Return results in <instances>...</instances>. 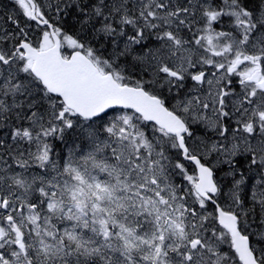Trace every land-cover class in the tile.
<instances>
[{
  "label": "snow or ice",
  "instance_id": "obj_1",
  "mask_svg": "<svg viewBox=\"0 0 264 264\" xmlns=\"http://www.w3.org/2000/svg\"><path fill=\"white\" fill-rule=\"evenodd\" d=\"M13 2L0 264H264V0Z\"/></svg>",
  "mask_w": 264,
  "mask_h": 264
},
{
  "label": "rangeland",
  "instance_id": "obj_2",
  "mask_svg": "<svg viewBox=\"0 0 264 264\" xmlns=\"http://www.w3.org/2000/svg\"><path fill=\"white\" fill-rule=\"evenodd\" d=\"M46 2H47V0H46ZM2 9H3V8H2ZM14 11H15V6L13 7L12 10H9V11L5 12L6 14L0 12V22H2V23L4 24V26H6V27H8V28H12V25H11L10 22H8V23L5 24V20H6V17H7L8 15L14 14ZM21 18H22V17H20V19H21ZM0 136H4V137L6 138V142H7V143H9V144L12 143L11 140H10V138H8V133H7V131H5V130H3V129H0ZM61 147H62V146H61ZM57 151H59V149H57Z\"/></svg>",
  "mask_w": 264,
  "mask_h": 264
},
{
  "label": "bare ground",
  "instance_id": "obj_3",
  "mask_svg": "<svg viewBox=\"0 0 264 264\" xmlns=\"http://www.w3.org/2000/svg\"><path fill=\"white\" fill-rule=\"evenodd\" d=\"M13 7H14V5H13L12 0H0V12L5 13L9 10H12ZM220 174L223 175V173H220Z\"/></svg>",
  "mask_w": 264,
  "mask_h": 264
},
{
  "label": "trees",
  "instance_id": "obj_4",
  "mask_svg": "<svg viewBox=\"0 0 264 264\" xmlns=\"http://www.w3.org/2000/svg\"><path fill=\"white\" fill-rule=\"evenodd\" d=\"M6 14V13H5Z\"/></svg>",
  "mask_w": 264,
  "mask_h": 264
}]
</instances>
